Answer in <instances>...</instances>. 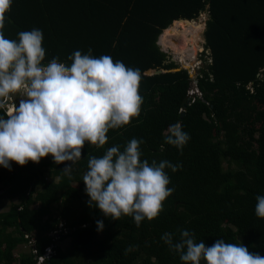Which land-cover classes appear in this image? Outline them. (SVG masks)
<instances>
[{
    "label": "trees",
    "instance_id": "trees-1",
    "mask_svg": "<svg viewBox=\"0 0 264 264\" xmlns=\"http://www.w3.org/2000/svg\"><path fill=\"white\" fill-rule=\"evenodd\" d=\"M204 13L208 66L199 74L202 94L193 95L190 70L160 40L177 21ZM33 28L43 32L44 64L52 57L70 64L71 53L91 48L94 57L139 69L143 104L138 119L109 130L102 148L85 145L71 178L61 171L70 162L56 164L50 155L0 172V207L18 200L0 213V264H37L48 248L45 264H182L161 236L169 232L178 241L184 229L206 246L241 242L264 257V218L255 215V198L264 195V0H12L6 38ZM159 70L165 73L151 74ZM176 123L190 136L182 152L164 140ZM132 138L144 141L141 159L182 165L165 169L174 191L160 215L140 227L89 207L82 180L90 156L115 145L123 151ZM25 245L32 251L17 256Z\"/></svg>",
    "mask_w": 264,
    "mask_h": 264
},
{
    "label": "clouds",
    "instance_id": "clouds-1",
    "mask_svg": "<svg viewBox=\"0 0 264 264\" xmlns=\"http://www.w3.org/2000/svg\"><path fill=\"white\" fill-rule=\"evenodd\" d=\"M12 0H0V110L14 94L23 93L18 106L0 115V166L11 170V163L25 166L51 156L71 178L72 165L83 156L85 145L102 148L109 130L128 126L141 114L143 97L139 94V69L113 61L108 55L94 57L76 50L67 60L52 57L44 64L46 50L39 28L6 38V13ZM165 143L183 150L190 136L182 125H170ZM142 139L132 138L124 146L106 149L100 157L90 156L83 175L84 191L89 207L95 206L112 220L131 217L140 227L145 219L151 222L163 211V204L174 189L168 187L173 172L182 165L168 160L151 163L141 159ZM255 215L264 218V195L256 196ZM97 230L103 222L96 221ZM161 240L179 256L182 264H264V257L249 251L240 243L216 239L211 246L194 233L180 230L179 240L165 232Z\"/></svg>",
    "mask_w": 264,
    "mask_h": 264
},
{
    "label": "bare ground",
    "instance_id": "bare-ground-1",
    "mask_svg": "<svg viewBox=\"0 0 264 264\" xmlns=\"http://www.w3.org/2000/svg\"><path fill=\"white\" fill-rule=\"evenodd\" d=\"M205 30L206 23L203 20L201 22L187 20L177 21L165 32L161 38V45L166 50L174 51V53L180 58H183L184 61L189 62L185 66L190 69L192 68L191 70L194 72L195 61L199 53L203 51L202 34Z\"/></svg>",
    "mask_w": 264,
    "mask_h": 264
},
{
    "label": "rangeland",
    "instance_id": "rangeland-1",
    "mask_svg": "<svg viewBox=\"0 0 264 264\" xmlns=\"http://www.w3.org/2000/svg\"><path fill=\"white\" fill-rule=\"evenodd\" d=\"M203 17V19H202ZM206 18V19H205ZM204 21L206 24H208V21H209V14L208 13H204L198 20V22H201V21ZM206 20V21H205ZM206 46H203V51H201L197 57V60L195 61V66H194V70L196 71L195 72V75H199L203 69V67H207L208 64L207 62L205 61V57H204V52H205V48ZM209 54V53H208ZM169 55H171V59L174 60L175 62L178 63V65H180V67L182 69H190L189 67H186L185 65H187L189 62L187 61H184L183 58H180L179 56L176 55V53H174V51H171L169 53ZM210 55V54H209ZM208 58V57H207ZM200 62V63H199ZM192 67V66H191ZM192 69V68H191ZM192 73V72H191ZM192 93H196V91L192 92ZM25 98L23 93H20V94H14L11 99H8L5 101V110H11L13 107L15 106H18V103H19V100L20 99H23ZM13 165H11V170H8L6 168H3L2 171H0L1 173L3 174H9L12 169L15 167H12ZM10 200L9 198L6 199V202H3V205H1V210H5V208H9V204H10ZM17 202V201H16ZM70 245V239H67L66 241L64 242H61L60 243V246L64 249V250H67V248L69 247ZM30 251H32V249L30 248V246L28 245H25V246H20L17 248L16 250V255H19L20 253H29Z\"/></svg>",
    "mask_w": 264,
    "mask_h": 264
},
{
    "label": "built area",
    "instance_id": "built-area-1",
    "mask_svg": "<svg viewBox=\"0 0 264 264\" xmlns=\"http://www.w3.org/2000/svg\"><path fill=\"white\" fill-rule=\"evenodd\" d=\"M203 46H206L207 44H205V42L203 41V44H202ZM206 48V47H205ZM163 49H164V51L166 52V53H170L171 51L170 50H166L164 47H163ZM206 50V49H205ZM171 56V55H170ZM188 70H190V72H192V70L191 69H188ZM195 72L196 71H194V72H192L191 74H195ZM194 91H196V93H192V92H194ZM192 94L194 95V94H202L201 93V91H200V89H199V87L196 89V90H192ZM34 253L35 254H37V251L35 250L34 251ZM53 254V250H52V248H48L47 250H46V253H45V255L44 256H38V254H37V256H38V263L37 264H45L46 263V261L48 260V259H50V257H51V255Z\"/></svg>",
    "mask_w": 264,
    "mask_h": 264
},
{
    "label": "water",
    "instance_id": "water-1",
    "mask_svg": "<svg viewBox=\"0 0 264 264\" xmlns=\"http://www.w3.org/2000/svg\"><path fill=\"white\" fill-rule=\"evenodd\" d=\"M207 28H208V24H206V30L205 32L202 34V39L203 41L205 42V44H207V41H208V38H207ZM162 38V37H161ZM160 45H161V40H160ZM162 73H165L164 70H159V71H153L151 72L152 75H155V74H162ZM192 78H193V85H192V90H196L198 87H199V75H195V74H192ZM191 99H189L188 101V105L191 104ZM186 116V113L183 114V118Z\"/></svg>",
    "mask_w": 264,
    "mask_h": 264
},
{
    "label": "crops",
    "instance_id": "crops-1",
    "mask_svg": "<svg viewBox=\"0 0 264 264\" xmlns=\"http://www.w3.org/2000/svg\"><path fill=\"white\" fill-rule=\"evenodd\" d=\"M18 202V200L17 199H14V200H12V201H10V203H15V202ZM2 208L0 207V210H1ZM9 210V208H5V210H2V211H0V213H2V212H6V211H8ZM18 256V255H17Z\"/></svg>",
    "mask_w": 264,
    "mask_h": 264
}]
</instances>
